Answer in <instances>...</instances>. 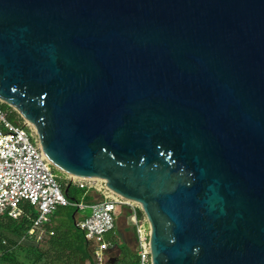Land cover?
<instances>
[{
	"label": "water",
	"instance_id": "95a60500",
	"mask_svg": "<svg viewBox=\"0 0 264 264\" xmlns=\"http://www.w3.org/2000/svg\"><path fill=\"white\" fill-rule=\"evenodd\" d=\"M0 103L151 264H264V0H0Z\"/></svg>",
	"mask_w": 264,
	"mask_h": 264
},
{
	"label": "built area",
	"instance_id": "2783aa9c",
	"mask_svg": "<svg viewBox=\"0 0 264 264\" xmlns=\"http://www.w3.org/2000/svg\"><path fill=\"white\" fill-rule=\"evenodd\" d=\"M9 115L0 109V218L17 220L24 214L25 206H29L37 212V218L25 238L42 242L54 235L45 227L58 207L76 206L80 210L87 207L72 203L65 196L33 127L26 121L14 123ZM66 180L77 188L97 191L102 197L89 206L91 215L79 224L86 238L96 246L97 264L105 262V252L110 247L105 235L115 229L116 216L122 207L130 209L140 264H151L150 228L145 216L140 217L139 204L115 194L103 181L71 176H66Z\"/></svg>",
	"mask_w": 264,
	"mask_h": 264
},
{
	"label": "trees",
	"instance_id": "16d2710c",
	"mask_svg": "<svg viewBox=\"0 0 264 264\" xmlns=\"http://www.w3.org/2000/svg\"><path fill=\"white\" fill-rule=\"evenodd\" d=\"M5 104L0 103V109L9 112ZM13 115L14 120L9 118L14 123H21V116L13 109L9 112ZM62 186L65 190L69 188L68 195L65 196L72 203L90 205L94 203L91 196L93 190L80 189L82 191L81 197L77 200L72 198L70 194L71 186ZM62 208H72L70 214H66V218L59 222L55 215L53 220L47 225V229L52 230L54 235L49 236L43 242L38 244L26 242L20 246V242L28 235L32 229L34 221L37 218V212L25 206L24 214L17 220L9 217L0 218V249L3 252L2 264H97L95 259L96 246L93 242L86 238V234L81 230L79 224L82 220L77 216L81 210L76 206H68ZM140 217H143L140 211ZM55 219V220H54ZM6 241L7 245L3 244ZM110 243V242H109ZM116 246L121 252L117 254V258H111L109 261L107 254ZM104 264H140L139 255L136 247L127 246L119 247L118 242H111L109 249L105 252Z\"/></svg>",
	"mask_w": 264,
	"mask_h": 264
},
{
	"label": "crops",
	"instance_id": "0c3cea01",
	"mask_svg": "<svg viewBox=\"0 0 264 264\" xmlns=\"http://www.w3.org/2000/svg\"><path fill=\"white\" fill-rule=\"evenodd\" d=\"M91 196L93 197L94 203L90 204V205H86V209L90 210L89 206L101 201V195L95 191L92 192ZM85 205V203H84ZM85 209V210H86ZM85 210H81V212H84ZM80 219H85L86 216H81L80 214L77 216ZM53 216L51 218V220H53ZM55 220V219H54ZM49 224V223H48ZM47 224V225H48ZM47 225H46V230L47 231H52L47 229ZM115 237L114 238H105V240L109 243L111 242H118L119 247H121V249L123 247H127V246H133L136 247V232H135V228L134 225L131 221V213H130V209L127 207H122L118 210L117 216H116V223H115ZM49 237V236H48ZM47 237V239H48ZM45 241V240H44ZM5 242V243H4ZM26 242L29 243H34V244H38L39 242H36L35 240H29L24 238L21 242H20V246ZM43 242V241H42ZM109 243V244H110ZM4 245H7L6 241H3ZM114 250L118 251V254L121 252L119 249L116 248V246H114ZM2 260H3V252L0 249V264H2ZM89 264V263H86Z\"/></svg>",
	"mask_w": 264,
	"mask_h": 264
},
{
	"label": "rangeland",
	"instance_id": "374dc122",
	"mask_svg": "<svg viewBox=\"0 0 264 264\" xmlns=\"http://www.w3.org/2000/svg\"><path fill=\"white\" fill-rule=\"evenodd\" d=\"M4 106L9 112L12 109V108H10L7 105H4ZM10 118L12 120H14L15 117H13V115H10ZM22 121H24V120L22 119ZM54 172H55V175L57 177V180H58L59 184L62 185V186L66 185V187H67L68 184H67V180H66V174H64L63 172H61V171H59L57 169H54ZM70 194H71L72 198H74V199L76 198L78 200L81 197V195H82V191L78 190L77 187H75V186H71ZM72 211H74L72 208H66L65 209V208H62V207H58L57 210L55 211L54 215H55V218L59 222H61L62 220H64L66 218V214L67 213L70 214ZM80 215L81 216L84 215V216L88 217V216L91 215V210H89V209L87 210L86 209L84 212H80ZM114 237H115V230H113L110 233L105 235V238H114ZM117 254H118V251H115L114 249L111 250L110 253L107 254V256L109 257V258H107V260L109 261L111 258H117V256H118Z\"/></svg>",
	"mask_w": 264,
	"mask_h": 264
}]
</instances>
